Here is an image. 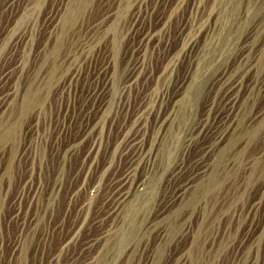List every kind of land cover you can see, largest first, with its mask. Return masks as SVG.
<instances>
[{
	"label": "rangeland",
	"instance_id": "1",
	"mask_svg": "<svg viewBox=\"0 0 264 264\" xmlns=\"http://www.w3.org/2000/svg\"><path fill=\"white\" fill-rule=\"evenodd\" d=\"M158 1L16 0L12 7H8L6 5L7 0H0V47H2L0 50V70L14 64L18 59L19 62L27 61L23 70L18 71L15 77L7 79L2 84L4 89L14 84L13 91H15L16 96L12 98L10 105L0 115V151L4 148L9 159L8 162L10 161L9 165L8 162L5 164L6 168L3 169L2 176L0 175V182L2 181L0 183V190L2 191H0V198L2 197L0 200V264H18L13 257L16 250L12 246L17 241L16 236L20 229L18 230L19 225L12 221L13 213L16 214L19 210V215H25L26 219L32 211L38 212L41 209L43 199L49 197L48 188L53 181V173L56 167L55 158L50 160V145L56 133L54 129L55 119L61 113L67 118L72 117L74 120L71 125H65L59 142L60 148L68 140L81 137L85 128L84 121L87 118L89 121H93L100 116L101 119L91 133L78 142L74 154L65 159V171L58 180L61 188L53 202V209L49 218V223L62 221L63 225L59 236L52 235L49 240L50 236L47 235L46 241L49 240L48 251L56 249L60 240L80 219L79 216L81 215H75L73 212L69 218L62 215L67 200L66 194L69 190L78 189L80 192L74 198L75 202L87 195L93 197L92 207L88 211L90 213L87 214L88 219L78 230V240L85 241L98 233L99 228L86 225L96 213L97 203L102 197L103 190L100 188L97 191L93 187L90 188V184L96 178H100L99 169L108 159L112 160L114 165L117 164L115 173L120 172L125 167L126 161L124 158H118L119 148L115 149L116 144L114 145L113 141L119 135L120 129H123L133 119V113L139 107L138 104L142 95L147 94L153 97L162 92L174 95L178 91V85L181 81L192 74L195 69H197L198 74L208 70L202 80L203 83H201V98L197 102L198 106L193 116L195 120L206 114L208 105L213 99L216 101L219 98V84L216 83V80L223 68L227 67L228 74L232 76L244 74V86L251 79L256 78L261 81L264 79V0ZM138 6L143 16L138 30L132 31L130 27L131 15L139 9ZM49 15L54 16L52 21L47 23ZM146 31L154 33L156 40L153 44L146 46L148 48L143 51L144 53L137 54L132 47H137L141 34ZM19 37H21L20 40ZM15 41L16 45L14 46ZM189 41L193 42L192 48L184 49L183 47H188L186 43ZM9 47L16 48L12 51ZM44 47H46L45 55H43L45 68H47L48 63L52 61L56 63L61 57L67 58L69 60L67 64L69 63L70 68H72L76 66L79 59L85 58V54L97 56L91 61L87 76L75 84V93L78 95L76 98L70 95L65 100L67 103L61 104L59 98L55 99L53 89L51 90L48 99L44 102V111L39 114L40 116L36 121L38 134L36 141L28 146L30 151L28 153L27 147L25 148L27 137L24 136L23 130L30 111L29 104H27L29 96L35 92V89L46 93L50 88H56L59 83L57 80L58 67L55 64L50 70L48 79H46L47 72L43 73L44 68L37 79L33 80L30 87L26 88L27 90H21V84L25 80L27 71L35 67ZM81 47H84L83 52H80ZM251 47L252 49H250ZM97 50L100 52L98 51V53ZM21 53L23 54L22 60L18 58ZM106 55H108V66L113 75L109 93H112V97H114L112 103L103 113H100L95 101L93 104L91 102L83 103L81 101L84 99L81 95L85 94L87 87L90 86L88 82L93 68L104 63ZM138 56L143 60V71L139 73L136 84L123 93L121 88L125 76L130 71V63ZM239 61L242 62L239 63ZM250 63L255 64L256 67L248 71ZM64 68H66L65 65ZM243 92L239 93V98L240 102L246 101V105L244 103L239 107L241 110L240 117H242L240 127H243L250 115H259L264 110V91L255 92L254 96H256L249 101L245 99L246 92ZM71 93H74L73 90ZM125 95L129 96L128 107L124 111L120 109L117 112V103H122ZM157 103H154L155 107ZM217 106L219 108V104ZM213 116L214 114L210 113L209 124H211ZM148 118L147 135H151L155 120L152 112L149 113ZM206 134L199 135V140L184 155L179 153L177 155L179 157L176 156L177 159L175 160L177 161L179 159L181 161L183 158L184 163L189 162L188 171L170 180L169 183L165 181L166 179L163 180L159 193H164V197H168L171 191L179 183H183L187 175L195 170L196 167L191 166V159L202 155L204 163L209 167L214 157L219 155V147L210 153L209 150L201 152L202 147L207 144H211L210 149H212L211 134ZM97 137L102 139L96 160L94 159L97 167L95 169L93 165L88 171L87 159L84 156L85 151L92 139ZM236 147V150H242L244 145L240 146V142H238L234 148ZM262 147H264V124L257 136L254 137V141L244 149L245 151L243 150L245 153L243 152L241 162L237 160V166L231 167L232 170L227 167L232 158L234 159V148L228 150V155L223 156L220 164L218 156V169L216 175L214 174L216 186L206 196L205 212L203 215L198 213V209L189 215L188 210L181 212L180 217L183 216L189 226L188 229L198 230V232L191 237L189 236L190 233H186V238L176 234L167 243L162 257L155 264H180L177 259L182 255L184 257L182 264H264V181L261 179L264 177V154L262 155L264 148ZM44 152L47 153L45 159L42 157ZM250 154L256 156L257 159L261 156L259 162H256L259 166L253 165L258 169L255 170L252 177L248 173H244L248 166L246 160ZM46 160L47 167L45 165ZM143 173L144 171L140 167L136 173L137 178ZM28 179L34 183L41 182L42 201L40 209L39 206L35 209L27 196L22 195L20 199L17 196ZM204 182L202 180L200 183ZM247 182L249 183L247 184ZM79 183L85 189L83 186L76 188ZM198 189H201V185ZM239 194L240 198L237 197ZM52 196L54 200L55 194ZM164 202V198L161 199L160 197L156 211L162 208ZM254 203L258 207L249 209ZM128 221L130 218H127L126 222ZM161 222L164 223V220ZM39 233L37 231L33 235V239L26 242L28 249H26V258L23 264H35L34 247L37 246L38 242H41ZM155 237L156 231H152L148 239L145 238L141 242L140 249H143V253L141 256L137 253L138 255H135L132 264H146L149 252L157 245V238ZM144 246L145 248H143ZM77 247L78 244L76 243L72 248L73 253L76 252ZM103 249L104 247H101V251ZM99 254L97 252L95 255L98 260L97 264H103L105 259L101 260V257H98ZM48 257L49 255L45 256L43 260L46 261ZM123 260V253L119 251L118 254L114 253L112 260L109 259L107 264H122ZM60 264H65V262L62 261Z\"/></svg>",
	"mask_w": 264,
	"mask_h": 264
},
{
	"label": "bare ground",
	"instance_id": "2",
	"mask_svg": "<svg viewBox=\"0 0 264 264\" xmlns=\"http://www.w3.org/2000/svg\"><path fill=\"white\" fill-rule=\"evenodd\" d=\"M15 2L16 0H7L6 5L8 7H12ZM53 16L54 15L48 16L49 19L47 23L52 21L51 19L53 18ZM142 16L143 15L140 8L137 9L136 12L132 13L130 22L132 31L138 30V27L142 20ZM20 38L21 37H19V40ZM155 40L156 39L154 37V33H152L151 31L143 32L140 36L137 47H132L133 51H136L137 54H140L141 52L146 50V48H148L146 46L153 44ZM16 41L14 43V46L16 45ZM192 45L193 42L189 41L186 43V46L188 47L183 48L191 49ZM1 48L2 47H0V50ZM9 48L13 51L16 47ZM45 49L46 47H44L43 53L39 57L38 62L35 64V67L27 71L25 80L21 84V90L29 88L33 80L37 79L41 71L45 68V65H43L45 63L43 61V55H45L46 52ZM250 49H252V47ZM83 50L84 47H81L80 52H83ZM98 51L100 52V50H97V52ZM22 53L18 57L21 58V60L23 57ZM96 56L97 55H94L93 57L92 54H85V58H83V60L79 59L76 66H73L72 68H70L69 63L67 64L69 60L64 57H61L56 63L52 61L51 63L47 64V68L43 70V73L47 72L46 79H48L50 76L51 68L55 64H57V80H59V83L56 88H50L48 91H46V93L39 92L38 89H35V92L30 94L29 96V103L27 102V104H29L28 108H30V111L27 117L26 126L23 130L24 136L27 137V139H25V148L27 147L28 153L30 152L28 146L31 145L33 141H36V135L38 134V125L36 121L39 118L38 116H40L39 114H41V112L43 113L44 111V102H46L45 100L48 99L47 97L49 96L51 90L53 89L55 99L59 98V103L61 104H64V102L67 103V101L65 100L69 98L70 95H73V98H76V96L78 95H76L75 93L74 86H76L75 84H77L79 80H82L83 77L85 78L87 76L86 74L89 71L91 61ZM26 62H19L18 59L14 64L0 70V115H2L4 110L10 105V101L12 100V98L16 96L14 93L15 91H13V88L15 87L14 84L7 89H4L2 84L7 79L15 77L18 71L23 70L25 68L24 65L26 64ZM241 62L242 61H239V63ZM108 63V55H106L104 63L93 68L94 70L89 76L88 83H90V86L87 87L85 94L81 95L84 99L83 101H81L83 103L91 102L93 104L95 101L98 108L97 110L100 113H103V111L110 105V103H112L111 101L114 97H112V93H109V89L110 87H112L111 85L113 75L112 70L109 69ZM64 65L66 66V68H64ZM143 66V60L139 56L131 61L129 68L130 71L125 76L123 86L121 88V91H123V93L136 84V79L138 78L139 73L143 71ZM169 66H171V64ZM253 67L255 68L256 65L250 63L247 70L249 71L250 69H253ZM226 68H223L219 72V76L216 80V83L219 84V98L216 101L215 99H213L208 105L206 114L198 119L195 117L197 120H194L193 116L196 107L198 106L197 102L199 101V98H201V83H203L202 80L206 76L205 74L208 73V70H204L203 72L198 74L197 69H195L192 74L181 81V83L178 85L179 89L174 95H169L166 92H162L160 95H154L153 97L147 94L142 95L138 104L139 107L133 113V119H131L128 125H124L125 127H123V129H120L121 131L118 132L119 135L113 141V144H116L115 149L119 148L118 158H124V160L126 161L125 167L120 172L115 173L117 164L114 165V163H112V160L110 161L108 159L99 169L100 176H98L100 178H96L90 184V188L93 187L97 191H99L100 188L101 190H103L102 197L97 203V207L95 210L96 213L91 219H89L86 225L88 227L92 226L94 228H99L98 233L85 241L82 239L81 241L78 240V230L81 229V227L86 223V219H88L87 214L90 213L88 211L92 207L93 197L87 195L81 200L75 202L76 200H74V198L79 191L78 189L69 190L66 194L67 200L62 215H66L69 218L71 217V212H73L75 213V215H81L79 216L80 219H78L77 222L74 223L75 225L69 230L67 235H65L60 240L56 249H54L53 251H48L47 246L49 240L51 239L52 235L59 236L61 234L60 229L63 225L62 221L49 223V218L53 209V202L55 201V198L61 188V184L58 183V180L61 178L63 171H65V159L74 154L78 142H80L83 137H86L88 134H90L97 123H100L101 119L100 116L99 118L97 117L98 119L96 118V120L93 121H89L87 118L84 121L85 128L82 131L81 137L79 136L74 140H68L60 148L61 144L59 145V142L62 137V131L64 130L65 125H71L74 119H72V117L67 118L62 113L59 117H56L54 122V129L56 133L50 145V160L55 158L56 167L53 173V181L50 185L48 184L49 197L47 196L42 201L41 182L34 183L31 179L25 181L24 187L21 188L22 191H19L20 194L17 195L19 199L22 195L27 196L30 200V204L32 203L35 209H37V206H39L40 209L41 201L43 203L41 204V209L38 212L35 213L32 211L31 215L26 219L25 215H19V210L18 213H13L14 216L12 221L14 223H17L19 225L18 230L20 229V232L18 231L19 233L16 236L17 241H15L12 246L14 250H16L13 256L15 262L18 264L25 263L24 261L26 258V249H28V245H26V242L33 239L32 237L36 234L37 231L40 232L38 236L41 237V242H38L37 246L34 247L35 264H60V262L62 263V261H64L65 264H97L98 260L95 256L97 252L100 253L98 257H101V260L105 259V261H103V264H107L109 259L110 261L112 260L114 253L118 254L119 251H122L124 256L122 264H132L136 257L135 255L139 254L141 256L143 253V249H140L141 242L145 240V238L148 239L152 231H156L155 238H157V245L156 247H154V249H151L149 255L146 258V264H155L162 257V253L166 249L167 243L172 240L176 234H179L180 237L186 238V233H190V237L191 235L193 236L195 233H197L198 230L192 231L188 229L189 226L188 224H186L185 219L183 218V216L180 217L181 212L183 210H188L189 215L191 212L198 209V213L200 215H203L206 209V196L212 190V188L216 186V179L214 174L216 175V170L218 169V156L220 164L223 156L227 154L228 150L230 148H234L236 144L240 142V146L244 145V147L242 148V150H236L237 147L234 148V159L232 158L229 166L228 164H226L228 166V169L229 167L231 169V167L234 168L235 166H237V160L241 162L243 158V152L245 151L244 149L247 148L252 141H254V137L257 136V133L259 132V130H261V127L264 124L263 110V112H261L259 115H252L254 117L250 115L243 127H240L239 125L242 121V117H240L241 110L239 107L244 103L246 105V101L240 102L239 93H241V91L246 92L245 99H248V101L252 100L256 96H254L255 92L259 93L264 91V79H262V81L257 80L256 78L251 79L249 80L248 84L244 86L243 76L245 75L241 73L232 76L228 74ZM63 69H65V71H63ZM72 90L74 93H71ZM114 95L116 94L114 93ZM128 99L129 96L125 95L123 96L122 103H117V112L120 109H122V111L127 109L129 103ZM155 102H158L156 104V107L154 105ZM218 104L219 108L217 106ZM151 112L155 120L153 122L151 135H147V122L149 120V113ZM210 113L214 114V116L211 118V124L208 123ZM110 122H112V120H110ZM205 133L211 134L212 149H210L211 144H207L202 147L201 152H207L209 150L210 153L211 151H213V149L215 150L217 147H219V155L214 157L209 167H207V165L204 163L202 155L195 156L193 159H191V166L196 167L195 170L187 175L183 183H179L177 187H175L174 190L171 191V194L168 197H164V193H159L163 180L166 179L165 181L169 183L170 180L175 179L179 175L188 171L187 168L189 167V162L184 163L183 158L181 161L180 159L179 161H177L175 160L177 159L176 156L179 153L181 155H184V153H186V151L199 140V135H204ZM101 144V137L92 139L91 144L85 151L84 156L87 159L86 166L88 168V171L91 166L93 167V165L95 169L97 167V163H95V160ZM44 150L45 148L43 149V151ZM263 154L264 151L262 155ZM46 155L47 153L45 154L44 152L42 157H44L45 159ZM259 159H257L256 156H252V154H250L246 160L248 166L247 169L245 168L246 170L244 171V173H248V175L252 177V174L256 169H258L253 165L256 164V162H259ZM8 160L9 159L7 157V154H5V149H1L0 175L2 174L3 169L6 168L5 164L8 162ZM45 165L47 167V160ZM140 167L143 169L144 173L137 178L136 173ZM87 170L85 171L87 172ZM85 171L84 174L86 173ZM261 179L262 181H264V177ZM202 180L205 182L201 184L200 182H202ZM248 183L249 182H247V184ZM79 184L76 188L83 186L81 183ZM200 185L201 189H198ZM83 188L85 189L84 186ZM53 194H55L54 200L52 196ZM239 196L240 194L237 197ZM160 197L161 199L164 198L165 202L163 203L162 208L159 211H156L157 206L159 205L157 203ZM256 207L258 206L254 203V205H252L249 209H253ZM127 218H130V221L126 222ZM163 220L164 223L161 222ZM47 235L50 236L48 238V241H46ZM76 243L78 244V249L73 253L72 248L74 247V245H76ZM101 247H104V249L102 250L103 252L101 251ZM143 248H145V246ZM47 255H49L47 260H43ZM78 256L79 258H77ZM177 260L178 263L182 264L184 262L183 255Z\"/></svg>",
	"mask_w": 264,
	"mask_h": 264
}]
</instances>
